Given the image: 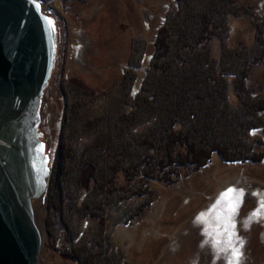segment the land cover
Instances as JSON below:
<instances>
[{
  "label": "rangeland",
  "instance_id": "374dc122",
  "mask_svg": "<svg viewBox=\"0 0 264 264\" xmlns=\"http://www.w3.org/2000/svg\"><path fill=\"white\" fill-rule=\"evenodd\" d=\"M38 1L56 48L35 108L36 264H81L77 247L92 264H233L237 238L239 264H264V0ZM178 130L206 163L164 166Z\"/></svg>",
  "mask_w": 264,
  "mask_h": 264
},
{
  "label": "water",
  "instance_id": "95a60500",
  "mask_svg": "<svg viewBox=\"0 0 264 264\" xmlns=\"http://www.w3.org/2000/svg\"><path fill=\"white\" fill-rule=\"evenodd\" d=\"M55 48L54 22L38 0H0V264H36L40 252L32 199L49 167L35 108Z\"/></svg>",
  "mask_w": 264,
  "mask_h": 264
},
{
  "label": "trees",
  "instance_id": "16d2710c",
  "mask_svg": "<svg viewBox=\"0 0 264 264\" xmlns=\"http://www.w3.org/2000/svg\"><path fill=\"white\" fill-rule=\"evenodd\" d=\"M206 18H208V17H206ZM206 18H204V20L202 22V33L199 35L197 42H202V41L208 40L210 38V32H208V28H209V20L208 19L209 18L208 19H206ZM156 50L162 51V53H160V55L157 56L158 59H160L161 57L164 56V53L168 51V45L167 44L165 45L160 41L158 44V47H156ZM169 141H170L169 146H170V143H172V141H174L172 149H171L172 151H170L169 154L166 152L165 153L166 155L164 156L163 160H164V166H167L170 169L174 168V167L185 166V165H193L194 167H195V165L201 166L204 163H206L203 161L208 160V157L210 156L209 152H205L204 154H203V152L195 153L191 147V145H192L191 140H189V138L186 137L185 134L180 132V130L175 131V132L172 131L171 136L169 138ZM176 142L178 143V145H180V144L186 145L187 146L186 152L181 153L178 151V149H176L177 147L174 148L176 145ZM218 151L221 154L223 153L221 150H218ZM203 157H205V158H203ZM173 161H175V163L179 164V165L178 166H176V164L173 165ZM162 165H163V163H162ZM147 166L149 168L150 165H147ZM117 167L118 166L113 167V170L116 171L115 168H117ZM54 168H55L54 170H51L50 177H48L49 181H51L50 182L51 186L49 187V188H51L50 192L54 191L56 184H57L59 172H60V168L57 165ZM135 168H138V167H135ZM129 169L128 170L126 169L125 171H126V174L130 175V173H132V172L129 171ZM132 169H134V168L132 167ZM135 170H136L135 173H140L141 170L143 171V169L141 167H140V169L138 168ZM164 173H166V172H164ZM132 176H133V174H132ZM135 194L140 195L141 192L135 191ZM147 203H149V202H147ZM87 251L88 250H86V248H84V247H77V248H74L73 250H71L70 255H72L81 264H84V262H86V263L88 262V264L89 263L92 264L91 263L92 260H90V258L88 257ZM82 258L84 259V261L82 260Z\"/></svg>",
  "mask_w": 264,
  "mask_h": 264
},
{
  "label": "snow or ice",
  "instance_id": "6c2138e0",
  "mask_svg": "<svg viewBox=\"0 0 264 264\" xmlns=\"http://www.w3.org/2000/svg\"><path fill=\"white\" fill-rule=\"evenodd\" d=\"M47 22L51 25L52 21L51 20H47ZM228 193H232L234 191V189L229 188L226 190ZM225 193H221L220 196H224ZM219 202V201H218ZM264 206V205H262ZM239 205L238 204H234L232 205V207L229 209V219L232 218V216L235 214V211L238 209ZM227 230V229H226ZM234 235V233H229V239L231 240L232 236ZM242 242L239 241V239H236V246L233 247L232 249H230V251L232 252V258H233V264H239L240 259L242 258V254L239 248V244H241Z\"/></svg>",
  "mask_w": 264,
  "mask_h": 264
},
{
  "label": "bare ground",
  "instance_id": "6f19581e",
  "mask_svg": "<svg viewBox=\"0 0 264 264\" xmlns=\"http://www.w3.org/2000/svg\"><path fill=\"white\" fill-rule=\"evenodd\" d=\"M33 118H34L33 115H30L29 119L32 120Z\"/></svg>",
  "mask_w": 264,
  "mask_h": 264
}]
</instances>
